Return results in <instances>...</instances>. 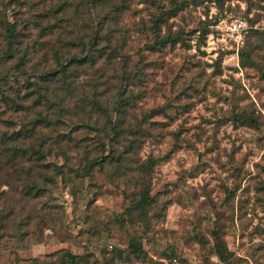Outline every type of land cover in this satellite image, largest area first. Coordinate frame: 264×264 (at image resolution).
<instances>
[{
  "label": "rangeland",
  "instance_id": "rangeland-1",
  "mask_svg": "<svg viewBox=\"0 0 264 264\" xmlns=\"http://www.w3.org/2000/svg\"><path fill=\"white\" fill-rule=\"evenodd\" d=\"M17 1L0 0V9L11 20L14 15L19 27L23 18L44 24L59 0ZM68 1L62 38L82 36L85 42L95 28L109 41L98 44L107 51L100 60L78 65L70 76L75 88L58 130L74 129L81 151L71 150L67 161L58 151L49 160L76 171L83 150L98 153L100 136L80 121L107 118L96 109L88 112V101L83 110L76 104L96 98L120 121V135L106 140V152L113 147L122 161L94 167L68 186L58 180L51 196L37 204L41 215L24 226L29 233L23 244L9 236L0 243V264H32L34 257L60 264L67 252L87 264H166L173 258L212 264L218 238L228 250L226 264L263 262L264 0ZM233 18L248 25L242 46L254 48L252 64L243 66L220 35L219 23ZM37 33L32 29L23 46L33 44ZM164 37L171 40L159 42ZM75 42L69 53L84 55L88 48L98 55ZM43 51L36 45L26 65L32 78L52 63ZM1 191L11 194L5 184ZM143 194V205H137ZM131 242L140 245V255L130 250Z\"/></svg>",
  "mask_w": 264,
  "mask_h": 264
},
{
  "label": "trees",
  "instance_id": "trees-1",
  "mask_svg": "<svg viewBox=\"0 0 264 264\" xmlns=\"http://www.w3.org/2000/svg\"><path fill=\"white\" fill-rule=\"evenodd\" d=\"M9 2L11 0H7V3ZM17 2L23 3L22 0ZM67 2L69 1L59 0L52 5L46 12L49 17L44 24L40 19L23 18L19 21V27L14 15L11 20L6 9H0V124L4 127L0 130V184L7 185L11 191V194L0 192V243L9 236L10 239L16 238L17 244H23L24 235L29 233L24 226L35 216L41 215L37 204L51 196L58 180L68 186L67 184L75 178L90 176L94 167L101 168L106 162L122 161V154L115 155L116 150L113 147L108 146L106 152L107 144L116 141L120 135V121H113L108 116V108L96 98H82L80 104H76L77 108L83 110L86 108L85 102L88 101V112L96 109L107 118L106 122L96 120L93 124H90L89 119L80 121L81 127H91L100 136L94 143L98 153L89 155L87 149L83 150L80 156V160H83L82 166L76 171H71L70 167L65 169L66 163L57 164L49 160L51 156H56L58 151L63 155L64 161L68 160L71 150L81 151L83 145L81 146L70 132L74 129L67 132L58 130L61 118L69 113L66 102L70 100V92L75 88L69 82L70 76L78 65L93 64L100 60L107 51L105 46L99 48L98 44L102 40L109 41L108 36L97 35L98 29L95 28L85 42L82 36L62 38L61 15L68 6ZM115 10V7L111 9V19ZM32 29L38 32L37 38L33 40V44L23 46V38L27 37ZM254 32L255 35H263L256 29ZM53 34L56 35L54 42L51 40ZM97 37H100L99 40ZM169 38L164 37L159 42L171 40ZM76 40L84 48L89 44L98 55H93L88 48L84 55L69 53L68 45L76 44ZM36 45L38 49H44L42 57L46 62L52 60V63L49 62L50 66L40 70L38 75L34 73L35 78H32L26 71V65L31 60ZM243 46L239 48L238 56L240 63L246 66L253 63L251 55L254 48L244 49ZM13 59V66L2 69V65ZM135 76H138L137 73ZM10 77H13V81H10ZM7 111L22 117L18 120L2 119L1 115ZM63 140L66 144L61 146ZM106 140L109 143H106ZM130 146H126V151L130 150ZM143 196L144 194L141 195L143 199L137 201V205H143ZM45 215L46 220H51V214H42ZM129 248L134 254L140 255L142 252L136 242H131ZM12 249H15V245H12ZM215 250L218 258L226 264L228 250L220 238L216 242ZM31 262L44 264L37 257ZM60 264H87V259L67 252L64 253Z\"/></svg>",
  "mask_w": 264,
  "mask_h": 264
},
{
  "label": "built area",
  "instance_id": "built-area-1",
  "mask_svg": "<svg viewBox=\"0 0 264 264\" xmlns=\"http://www.w3.org/2000/svg\"><path fill=\"white\" fill-rule=\"evenodd\" d=\"M219 30L222 39L226 42H230L227 49L230 51H234L237 55L239 48L244 44L245 37L247 34L248 25L247 23L239 18H233L229 21H221L219 23ZM228 40V41H227ZM166 264H198L191 260H180L177 258H173L166 262ZM212 264H225L224 261L215 258ZM245 264H264L263 262H254L249 260Z\"/></svg>",
  "mask_w": 264,
  "mask_h": 264
}]
</instances>
